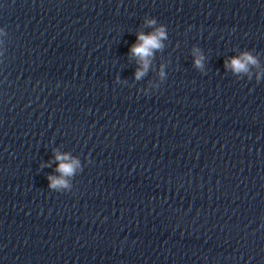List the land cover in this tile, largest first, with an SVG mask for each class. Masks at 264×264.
Segmentation results:
<instances>
[{
	"label": "clouds",
	"instance_id": "clouds-1",
	"mask_svg": "<svg viewBox=\"0 0 264 264\" xmlns=\"http://www.w3.org/2000/svg\"><path fill=\"white\" fill-rule=\"evenodd\" d=\"M157 24L156 19H148L146 21L147 26H154ZM167 38V33L164 25L156 27L155 30L145 35L143 32L137 34V43L133 44L130 48L132 55L139 58L141 63V69L136 72V78L139 79L145 74L149 67V58L153 56V50H159L163 47L161 41ZM194 53H196V58L194 64L197 68H203L204 56L199 54V49L194 48ZM258 59L253 56L250 52L244 51L241 55L232 57L229 61H225V67H230L235 73H247L249 72V66H258ZM163 77V73H161ZM259 79V77H258ZM55 159L59 161L57 171L61 174L60 177L49 175L48 180L49 189L61 192V190H70L71 185L65 177H71L77 167H79V162L75 159L70 160L67 154H61L58 151L55 152ZM44 166H50L46 164Z\"/></svg>",
	"mask_w": 264,
	"mask_h": 264
}]
</instances>
